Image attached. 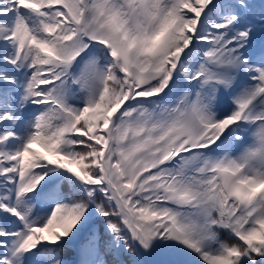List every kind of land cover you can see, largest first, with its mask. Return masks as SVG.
Listing matches in <instances>:
<instances>
[{
	"label": "snow or ice",
	"instance_id": "snow-or-ice-1",
	"mask_svg": "<svg viewBox=\"0 0 264 264\" xmlns=\"http://www.w3.org/2000/svg\"><path fill=\"white\" fill-rule=\"evenodd\" d=\"M0 264H264V0H0Z\"/></svg>",
	"mask_w": 264,
	"mask_h": 264
}]
</instances>
